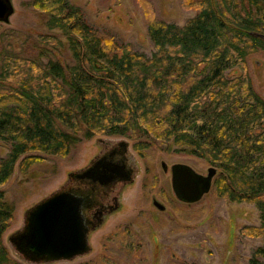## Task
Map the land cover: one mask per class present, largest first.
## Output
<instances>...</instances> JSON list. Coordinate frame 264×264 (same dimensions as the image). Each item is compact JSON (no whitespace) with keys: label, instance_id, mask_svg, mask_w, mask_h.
I'll return each mask as SVG.
<instances>
[{"label":"trees","instance_id":"trees-1","mask_svg":"<svg viewBox=\"0 0 264 264\" xmlns=\"http://www.w3.org/2000/svg\"><path fill=\"white\" fill-rule=\"evenodd\" d=\"M134 1L151 57L92 26L69 0H33L32 7L65 38L72 65L38 47L25 57L0 44V142L8 148L0 157V188L18 163L25 173L43 156L66 157L94 137L127 139L148 160L158 149L193 157L218 171L215 199L257 209L259 226L240 234L263 242L249 264H264V99L247 65L264 53V0H181L183 11L195 13L183 26L158 19L149 1ZM37 43L62 45L50 36ZM204 216L200 209L181 218ZM14 218L0 191V264H23L3 241ZM130 231L112 235L100 256L83 264H144L143 244Z\"/></svg>","mask_w":264,"mask_h":264},{"label":"rangeland","instance_id":"rangeland-1","mask_svg":"<svg viewBox=\"0 0 264 264\" xmlns=\"http://www.w3.org/2000/svg\"><path fill=\"white\" fill-rule=\"evenodd\" d=\"M10 1L13 15L7 23H0V44H11L14 51L25 57L36 55L38 47L63 66L72 65V56L65 38L59 31L47 29V17L32 7L33 0ZM146 1L153 5L156 17L168 24L183 26L195 15L194 12H185L180 8L181 0ZM69 4L80 8L87 21L98 30L110 33L117 41L130 45L137 53L152 56L154 48L144 23L143 12L136 1L69 0ZM47 36L57 38L62 45L52 48L37 43L39 37ZM247 65L253 87L264 99V53L252 55ZM234 73L239 74L235 71L227 76L232 77ZM98 140L109 145L126 143L135 178L121 192L119 188L116 189L113 197H117L120 209L108 215L104 224L90 232V251L87 254L69 262L39 264L91 262L104 251L103 246L112 235L126 234L128 228L143 244L144 264H249L253 251L263 243L240 234L243 227L260 224L259 213L253 205L215 199L211 190L200 202L183 204L172 191L171 167L188 166L202 176H206L212 167L196 158L168 154L159 149L149 151L151 159L148 160L133 149L131 141L120 137L83 140L68 156H43L40 163L25 173L20 170L19 163L16 165L11 179L0 188L5 198L15 207L14 222L3 237L5 246L15 260L32 264L17 253L8 239L23 229L26 213L31 208L52 194L63 191L71 179L69 175L89 165L99 151ZM7 152V146L0 142V157H5ZM162 165H165L166 171ZM153 199L162 204L165 210L161 212L156 209L152 205ZM200 209L205 211L200 221L187 222L181 218L186 212Z\"/></svg>","mask_w":264,"mask_h":264},{"label":"water","instance_id":"water-1","mask_svg":"<svg viewBox=\"0 0 264 264\" xmlns=\"http://www.w3.org/2000/svg\"><path fill=\"white\" fill-rule=\"evenodd\" d=\"M12 15L11 1L0 0V23H7ZM162 169L166 171L165 165ZM170 171L172 191L187 205L200 202L210 192L216 175L214 168H209L207 175L202 176L184 165H175ZM93 175L107 183L115 178L113 171L108 175L96 174L95 170L86 172L83 178L96 180ZM80 205L81 200L71 192L52 194L26 213L23 229L11 236L9 243L32 264L69 262L87 254L89 230L83 223ZM152 205L161 212L165 210L155 199Z\"/></svg>","mask_w":264,"mask_h":264},{"label":"flooded vegetation","instance_id":"flooded-vegetation-1","mask_svg":"<svg viewBox=\"0 0 264 264\" xmlns=\"http://www.w3.org/2000/svg\"><path fill=\"white\" fill-rule=\"evenodd\" d=\"M100 142L98 153L90 160L88 166L74 174L65 185L63 192H71L81 200L80 211L84 225L89 234L105 223L108 215L120 209L117 197H113L117 188L121 192L128 184H132L135 178L134 169L130 165V156L127 153V145L118 142L114 145ZM95 170L96 174H108L114 172V180L110 183L86 178L84 174ZM171 173V171H170ZM127 177V178H126ZM89 244V243H88Z\"/></svg>","mask_w":264,"mask_h":264}]
</instances>
